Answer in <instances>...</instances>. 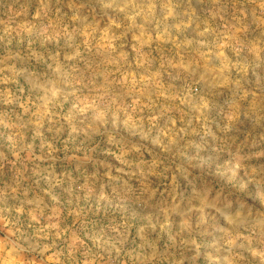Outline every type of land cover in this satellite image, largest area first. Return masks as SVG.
<instances>
[{
  "label": "rangeland",
  "instance_id": "374dc122",
  "mask_svg": "<svg viewBox=\"0 0 264 264\" xmlns=\"http://www.w3.org/2000/svg\"><path fill=\"white\" fill-rule=\"evenodd\" d=\"M0 264H264V0H0Z\"/></svg>",
  "mask_w": 264,
  "mask_h": 264
},
{
  "label": "crops",
  "instance_id": "0c3cea01",
  "mask_svg": "<svg viewBox=\"0 0 264 264\" xmlns=\"http://www.w3.org/2000/svg\"><path fill=\"white\" fill-rule=\"evenodd\" d=\"M17 251H19V250H17ZM21 251H23V250H21Z\"/></svg>",
  "mask_w": 264,
  "mask_h": 264
}]
</instances>
